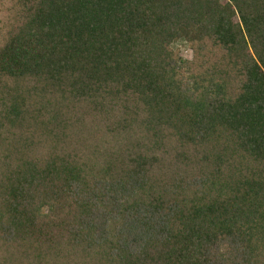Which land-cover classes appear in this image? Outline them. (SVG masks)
<instances>
[{
    "label": "trees",
    "instance_id": "obj_1",
    "mask_svg": "<svg viewBox=\"0 0 264 264\" xmlns=\"http://www.w3.org/2000/svg\"><path fill=\"white\" fill-rule=\"evenodd\" d=\"M0 264H264V0H0Z\"/></svg>",
    "mask_w": 264,
    "mask_h": 264
},
{
    "label": "rangeland",
    "instance_id": "obj_2",
    "mask_svg": "<svg viewBox=\"0 0 264 264\" xmlns=\"http://www.w3.org/2000/svg\"><path fill=\"white\" fill-rule=\"evenodd\" d=\"M171 50L173 51V54H175L176 58L178 59L177 67L181 65L180 62L187 63L189 62L193 57V50L190 47L189 43L186 41H177L175 43H172L170 45ZM180 60V61H179ZM113 120V119H112Z\"/></svg>",
    "mask_w": 264,
    "mask_h": 264
}]
</instances>
